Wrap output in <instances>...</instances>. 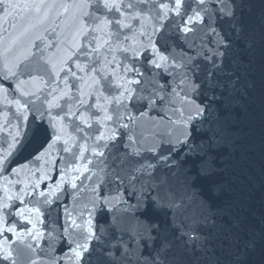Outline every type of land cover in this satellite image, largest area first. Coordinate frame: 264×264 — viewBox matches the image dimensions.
<instances>
[{
	"label": "snow or ice",
	"instance_id": "6c2138e0",
	"mask_svg": "<svg viewBox=\"0 0 264 264\" xmlns=\"http://www.w3.org/2000/svg\"><path fill=\"white\" fill-rule=\"evenodd\" d=\"M218 3L220 19L234 35H222L211 27L212 36L219 37V41L212 46L202 42L197 51L198 61L189 58L187 63L182 61L169 65L170 54H164L158 43L165 41L167 34H183L182 38L187 41L188 34L197 30L196 25H203L206 18L213 17L212 22L215 23L217 9L208 7L209 0H62L59 3L57 0H24L22 3L19 0H0L5 18L19 17L24 22L18 34L11 36L0 52L3 79H16L15 90L29 97L28 104L31 105L28 109L19 100L15 101L17 112L27 122V129L22 134L19 131L13 134L12 143L0 154V172L11 168V173L19 176L28 165L12 167L14 156L27 148L33 138L39 140L42 136L43 140L34 149V153H38L34 155L35 160L50 157L57 143L63 140L62 151L71 153L73 160L79 161L67 170L61 169L60 180L55 186L49 185L47 192H39L40 197L45 198V206L54 203L49 197L59 199L55 193L69 172L90 173L86 177L88 180L97 177L96 183L103 184L108 176L106 169L111 168L112 177L119 182V187L124 183L120 173L127 171L131 195L136 196L138 202L144 199V193L150 188L166 184L173 168H182L186 178L194 173L193 179L198 177L210 181L216 174L215 154L220 146L222 125L231 114L233 92L240 79V61L230 58V53L245 39L233 0H218ZM61 17L63 19L57 23V18ZM12 27L17 25L14 23ZM192 47L195 49V44ZM33 48L37 50L35 53ZM145 65L165 71L169 67L184 69L182 83L191 84L193 94L204 95L207 100V103H197L195 110L186 117L183 109L179 110L182 119L175 123L180 126V135L167 142V155L159 145L139 147L132 136L124 145L127 150L122 154L118 151L121 129H129L136 119L131 109L147 105L150 111L156 106L157 98L165 99L161 93L166 85H153L152 91L145 94L147 90L141 86L145 83ZM25 75L28 79H18ZM0 96L8 100V88L2 84ZM90 98L95 102H90ZM182 98L195 103L193 96L184 95ZM27 111L34 113L31 120ZM145 115V112L140 113V116ZM21 135L23 138L18 140ZM74 148L79 149L78 155ZM88 151L90 158L85 156ZM146 153H152L151 159ZM158 167L167 171L157 175ZM46 179L51 177L41 169L39 178L33 181H6L8 185L23 183L24 187L15 193L10 187L3 189L5 199L0 200V236L5 233L22 235L17 232L15 224L7 222L6 215L11 213L4 210L16 200L25 204V196L32 194L29 187L38 189ZM76 179L78 176L72 177L73 181ZM72 187L77 188V184L73 182ZM221 190V185L209 184L213 195ZM40 203L36 201L33 206L25 204L15 212L16 216L32 224L27 234L33 239L42 235L34 232L36 222L31 218L32 214H41ZM104 203L105 198L98 194L92 202L93 210ZM152 204L161 207L159 198L153 199ZM176 207L175 203L169 204L170 210ZM65 214L71 218L66 208ZM91 217L92 212H89V219L83 223L71 218V225L64 228V235L74 245L70 252L75 257V264H87L85 254L90 257L92 242L99 240ZM212 222L210 218L205 220L206 224ZM160 231L159 225L149 227L147 239L153 246V254L146 258V264H187L182 257H188L191 264H248L247 256L256 246L254 237L243 240L237 236L232 245L235 248L232 258L222 259L210 251L208 237L202 235L199 226L186 227L181 223L174 229L171 239L161 237ZM49 236L54 239L51 233ZM174 241L183 246V253L178 251ZM7 243V237L0 243V260L16 264L10 245L5 247ZM259 264H264V247L261 248Z\"/></svg>",
	"mask_w": 264,
	"mask_h": 264
},
{
	"label": "water",
	"instance_id": "95a60500",
	"mask_svg": "<svg viewBox=\"0 0 264 264\" xmlns=\"http://www.w3.org/2000/svg\"><path fill=\"white\" fill-rule=\"evenodd\" d=\"M233 3L236 17L243 24L245 39L239 48H234L230 53V58L240 61V79L233 92L231 114L222 125L220 146L215 154L216 174L212 179H193L194 173L186 178L182 168H173L172 173L175 175L169 173L166 184L150 188L144 193V199L138 202L137 197L131 195L132 186L127 178V171L120 173L124 183L119 187V182L112 177L111 168L106 169L108 176L103 184L96 183L97 177L88 180L86 177L90 173L69 172L60 190L55 193L59 199L49 197L54 203L45 206V198L40 197L39 192H47L49 185L55 186L60 180L61 169L67 170L79 161L73 160L71 153L62 151L63 140L57 143L50 157L35 160L34 155L38 153H34V149L43 137L39 140L33 138L28 147L16 153L13 158L12 167L19 168L23 164L28 167L19 176L13 175L11 168L7 172H0V200L5 199L4 187H10L14 193L24 187L23 183L8 185L7 180L33 181L39 178L41 169H45L51 177L42 181L38 189L29 187L28 191L32 194L24 198L28 206H33L36 201L41 202L38 205L41 214L31 216L36 222L34 232L42 234L38 239L27 234V230L32 229V224L15 215L25 204L16 200L10 202V207L4 210L11 213L6 215L7 222L15 224L17 232L22 234L13 236L12 233H5L0 236V243H3L5 237L8 238L5 247L10 245L16 264H32L33 261L36 264H53V261L55 264H75V257L70 252L74 245L64 235V228L71 225V218H75L78 223L87 221L89 212H92V225L99 240L92 242L91 256L85 254L87 264H146V258L153 254V246L147 239L150 225H159L160 236L171 239L174 229L179 228L181 223L186 227L199 226L202 235L208 237L210 251L222 259L232 258L235 252L232 245L237 236L243 240L254 237L256 246L249 252L247 260L248 264H259L261 248L264 247V0H233ZM208 7L217 9L215 23L212 22L213 17L206 18L203 25H196L197 30L188 34L187 41L182 38L183 34H167V39L158 43L164 54H170L169 65L182 61L187 63L189 58H196L198 61L197 51L202 47V42L212 46L219 41V37L212 36L211 27H215L222 35H234L220 19L218 0H209ZM61 19L63 18H57V23ZM14 23L16 28L12 27ZM22 23L24 22L19 17L5 18L0 8V52H3L11 36L18 34ZM32 51L35 53L37 50L33 48ZM47 54L46 52L45 55ZM145 68V83L141 85L147 90L145 94L152 91L153 85H166L161 93L165 99L161 101L157 98L156 106L150 111L147 105H137L131 109L136 119L129 125V129H121L122 139L118 151L122 154L127 150L124 145L129 142L128 137L132 136L139 147L159 145L163 154L167 155V142L180 135V126L175 123L182 119L179 110L183 109L186 117L195 110L197 103H207V100L204 95H194L191 84L182 83L184 69L169 67L165 71L151 65H145ZM3 76V57H0V84L9 91L8 100L0 96V154L12 143L13 134L17 131L22 134L27 129V122L17 112L15 101L19 100L31 109L29 97L22 96L15 90L18 81L6 80ZM18 79L26 80L28 77L25 75ZM184 95L193 96L195 103L183 100ZM90 102L94 103V98H90ZM141 112L146 115L140 116ZM26 114L31 120L34 113L27 111ZM22 138V135L17 137L18 140ZM73 150L78 155L79 149ZM145 155L150 159L152 157V153ZM85 156L90 158V151ZM152 162L155 163V160ZM165 171L167 170L158 167L156 173L160 175ZM73 176H78V179L73 181ZM73 182L77 184V188L72 187ZM210 183L221 185L222 190L213 195L209 191ZM98 194L105 198V203L93 210L92 202ZM155 198H159L161 207L152 204ZM170 203H175L178 207L170 210ZM65 208L71 213V218L66 216ZM206 218L213 222L206 224ZM69 230L74 231L71 227ZM49 233L54 239L50 238ZM175 234L179 235V232ZM174 243L178 251L183 253V246L178 241ZM156 246L158 247V243ZM182 259L191 264L188 257ZM0 264H11V261L0 260Z\"/></svg>",
	"mask_w": 264,
	"mask_h": 264
}]
</instances>
